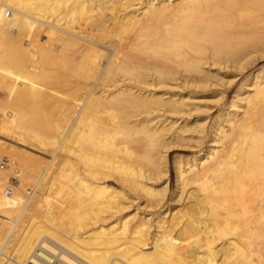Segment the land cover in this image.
Wrapping results in <instances>:
<instances>
[{"label":"bare ground","instance_id":"6f19581e","mask_svg":"<svg viewBox=\"0 0 264 264\" xmlns=\"http://www.w3.org/2000/svg\"><path fill=\"white\" fill-rule=\"evenodd\" d=\"M107 2L121 7L112 21L95 12ZM80 19L99 38L114 23L131 34L115 46L103 44L74 29ZM44 25L55 42L30 46L27 38L25 44L24 37H37ZM63 53L74 60L64 61ZM59 57L68 65L55 66ZM259 57L264 0H0V73L11 68L10 77L20 82L9 80L8 95L0 98V154L19 159L9 157L11 166L0 169V264L32 257L35 264H264V66L246 74ZM58 67H75L96 87L81 84L87 94L80 95L75 117L56 105V116L43 124L31 115L39 89L64 75ZM240 79L209 126V101L222 99ZM159 84L170 88L162 91ZM107 102L126 106L129 114L96 128L97 108ZM134 107L167 116L135 118ZM205 138L208 149L188 157L186 167L180 154L174 157L170 202L178 208L168 204L154 222L144 212L132 215L109 177L161 203L167 190L155 179L168 176L170 151ZM131 143L139 164L113 159L131 156ZM41 151L49 159L33 169ZM77 162L91 167V176L76 175ZM33 172L38 180L26 197L7 191L10 175L17 190ZM68 184L79 190H67ZM88 200L96 215L84 223L80 208Z\"/></svg>","mask_w":264,"mask_h":264},{"label":"rangeland","instance_id":"374dc122","mask_svg":"<svg viewBox=\"0 0 264 264\" xmlns=\"http://www.w3.org/2000/svg\"><path fill=\"white\" fill-rule=\"evenodd\" d=\"M114 6H115V4H113ZM112 7V5L109 3V2H107V4L106 3H104V5L102 4L100 7H101V9L100 10H102L103 12H98L97 11V9L99 8V7H97V9H96V13L98 14V15H100L101 13H104L103 15L105 16V18L108 20V21H112L113 19H114V17L116 16V11H118L119 9V7L118 8H116L118 5H116L115 7ZM121 8V7H120ZM116 9V10H115ZM3 10H5V8L3 9ZM12 14V13H11ZM83 22H85V20H83V19H80V20H78V22H76L75 23V27L76 28H74V29H77L76 31L77 32H79L80 34H82V35H85V36H94L95 34H96V36H97V33H94L93 32V30H92V28H90V27H88V26H90L87 22H85L84 24H83ZM80 24V25H79ZM46 28H45V27ZM43 27V29L41 30V32H40V30H38V31H36V35H37V37L39 38V41H38V38L35 36V35H31L30 37H24V39H23V41H25V44H28V40H26L27 38L29 39V40H32V42H30V46H31V43H33L32 45H40V44H46V45H50L51 46V44L53 43V42H55V41H52L53 39H51V34L48 32V29L50 28V27H48L47 25H44ZM128 26H125V27H121L119 24H117V23H114L113 25H112V28L110 27V29H107V31L108 30H110L109 32H105V33H103V35L105 34V36L104 37H102V38H99V37H96V36H94L93 38H95L98 42H100V43H105V44H107V45H111V46H115L120 40H121V36H123V38H127L126 36H128V35H130L131 34V32L130 31H126V28H127ZM89 28H90V31H89ZM47 29V30H46ZM45 30V31H44ZM81 31V32H80ZM40 32V33H39ZM90 32V33H89ZM93 32V34L94 35H92L91 33ZM99 34V33H98ZM107 34V35H106ZM62 35L63 36H66V34L64 33V32H62ZM102 35V36H103ZM33 36H35V38L33 37ZM99 36V35H98ZM33 38H34V42H33ZM98 38V39H97ZM37 41V42H36ZM82 42V41H81ZM30 46H29V48H30ZM33 47V46H32ZM31 47V48H32ZM30 48V49H31ZM34 48V47H33ZM107 51L109 50V49H106ZM109 53H110V51H109ZM62 54V53H61ZM60 54V57L64 60V61H71V57H72V54H71V56L69 55L70 53H66V55H65V53H63V55H65V56H63V55H61ZM66 56H70V57H66ZM59 57V58H60ZM65 57V58H64ZM57 59L56 61H57V63L56 64H54L55 66L56 65H58L60 68L62 67L61 65H59V62H62L63 60H61V58L60 59ZM102 59H101V62L103 63H105V61H107V58L106 57H104V56H102L101 57ZM72 59H73V57H72ZM74 60V59H73ZM64 61L62 62V64L64 63ZM69 61H68V63H69ZM76 61V60H75ZM166 62V61H165ZM168 62V61H167ZM32 63V62H31ZM169 63H172V62H169ZM61 64V63H60ZM65 64V63H64ZM174 64V63H173ZM68 64L66 63L65 64V66H67ZM64 66V65H63ZM264 66V57L262 58V57H259L258 59H257V61L252 65V67H250V69H249V71L246 73V74H248L250 71H252L253 69H258V68H261V67H263ZM33 68H34V66H32ZM58 67V68H59ZM7 68V69H6ZM42 68V67H41ZM45 68V67H44ZM60 68L58 69V72L59 73H61V74H63V72H65L64 73V75H61V76H63V77H61V76H59V78H55V80L53 81L52 80V82H51V84L49 83L48 84V86L46 85V86H42L40 89H39V103H37V105H36V107H37V113H34L33 115H31L32 116V118H35V115H36V118L41 122V123H43L44 124V122H47L48 120H50V119H53L56 115H55V110L57 109H59V107L61 108H63L62 109V111L64 110L65 111V114L67 113V116L69 117V118H73V116L77 113V110L79 109V108H81V102H79V100H80V95L81 94H83V92H84V94H87V91L85 90V91H83L84 90V87L85 86H87L86 85V83H88V86H87V88L90 90V88H92L93 89V87L95 88L96 87V84L94 83V81H93V79L91 78H87V79H85L78 71H75V69L74 68H72L71 70L68 68L67 70H69V71H61L60 70ZM10 69V70H9ZM8 69V67H5L3 70H6V71H8L7 73H6V71H3L2 70V74L0 73V98H2V99H5L7 96L6 95H8V85H5L6 83L8 84L9 83V80H12V81H10V82H13V81H15V80H17L18 81V83H20L19 82V80L17 79V78H14V76L12 75V77L14 78V80L12 79V77H10L11 76V74L10 73H12L11 71H12V69L11 68H9ZM64 69V68H63ZM66 69V68H65ZM3 72H4V75H3ZM8 73H9V75H8ZM246 75H242V77H241V79H243L244 77H245ZM238 80L233 86H231V88H230V91H228V93H227V95H225L222 99H220L219 98V100H217L218 98L216 97V99L214 98V99H212V101L213 102H210L209 101V105L210 106H212V109H211V107H210V109H209V113H210V115H209V119H208V123H209V126H211V124L213 123V120H214V118H216L217 117V115L220 113V111H221V106L222 105H224L225 104V102H227L228 100H230L231 98H232V96L234 95V93H235V91L237 90V88H238V86L240 85V83H241V81L242 80ZM17 81H15V82H17ZM91 83V84H90ZM94 83V84H93ZM81 84L84 86H82V89H81ZM95 85V86H94ZM93 86V87H92ZM159 86H160V88L162 89V91H165V90H169V89H167V88H170V86H166V88H165V86L164 85H161V84H159ZM159 86L156 88L160 93H162V91H161V89L159 88ZM162 86H164V89H163V87ZM111 87V86H110ZM7 88V89H6ZM111 88H113V87H111ZM7 90V91H4V90ZM149 89H151V87H149ZM7 94H6V93ZM6 96V97H5ZM5 97V98H4ZM215 100V101H214ZM217 101V102H216ZM77 102V103H76ZM116 103V102H115ZM115 103L114 102H107L106 104H104V105H100L98 108H97V110H98V112H96L99 116H98V118L97 119H99V121L101 120L100 118H102V120L101 121H103V123H101V122H99L98 120H97V125H96V128H99V126H101V127H103L104 125V122H108L109 124H110V122L112 121V122H115L116 121V118H118L119 120H124L125 118H126V116L129 114L128 112L130 111V109H128L126 106H124V105H122V104H120L122 107L120 108V109H118L119 107H120V105L118 104H116V106H110V105H108V104H112V105H115ZM77 104V105H76ZM56 105L58 106V108H56V109H54V106L56 107ZM61 105V106H60ZM105 105H106V107H105ZM78 106H79V108H78ZM100 107H101V109H100ZM110 107V108H109ZM116 109H115V108ZM103 108V109H102ZM104 108H105V110H104ZM127 108V109H126ZM139 110H138V109ZM149 108L150 107H148V108H143V107H134L133 108V113L134 114H137L136 115V117L135 118H145V117H147V118H151L152 116H153V114L155 115V117L153 116L152 118H154V120L155 121H157V120H159V118H160V120H162V119H164L166 116L164 115V111L163 110H160V109H151L150 108V110H149ZM8 109L10 110L11 109V107H8L7 108V110H5V111H8ZM143 110H145V111H143ZM154 110V111H153ZM158 110H159V112H158ZM103 111V112H102ZM123 111V112H122ZM125 111V112H124ZM149 111V112H148ZM155 112V113H154ZM126 113V114H125ZM128 113V114H127ZM141 113V114H140ZM146 113V114H145ZM152 113V114H151ZM5 114H4V110H2L1 109V107H0V119H2L3 117H5L4 116ZM150 115V116H149ZM152 115V116H151ZM159 117H158V116ZM125 116V117H124ZM66 117V116H65ZM67 117V119L69 120V118ZM75 117V116H74ZM122 117V118H121ZM158 117V118H157ZM124 118V119H123ZM134 118V117H133ZM109 119V120H108ZM114 119V120H113ZM111 122V123H112ZM99 124H101V125H99ZM67 125V124H66ZM106 125V124H105ZM67 127V126H66ZM65 130H66V128H65ZM63 135H61L60 137H62ZM118 137H120V136H118ZM118 141H120V140H122V138L120 137L119 139L118 138H116ZM115 139V140H116ZM28 141H29V143L31 144V145H36V144H38L39 142L38 141H35V140H30L29 138L27 139ZM74 141H76L73 145H75V146H78V144L81 142V140L79 141V138H78V136L77 137H75V139H73ZM111 140H114V138L112 137L111 138ZM114 140V141H115ZM196 140V139H195ZM195 140H191V143L189 144V145H187L186 147H185V149H180V148H174V149H172L171 151H170V154H169V173H168V176H165V174H162L161 175V177H159L158 179L156 178L155 179V181H156V183L159 185V187H166V190H167V194H166V191H164V194L162 195V197H164V199H163V201H161V203H160V201L158 202H154V200H151V198H150V196H148V195H146V194H144L143 195V190L141 189L140 190V187H139V189H138V186H137V188L135 187V185H130V186H134V188L132 187V190H131V187L130 186H125V187H123L122 186V182H120L119 180V182L120 183H118L117 182V180L113 177V176H110L109 177V183L110 184H112V185H115V186H118L119 187V189L118 190H121L120 192H121V195L122 196H124V197H126V199L125 200H129V202H127V204H128V211L129 212H131L132 213V215H133V213H134V211L135 212H139V213H142L143 214V212L145 213V214H147L148 215V217H150L152 220H153V222L155 221V217L158 215V213L159 212H161L162 210H164L165 209V207L168 205V204H170L171 205V208H178L177 206H179V205H177L178 203L176 202V203H172V202H175V201H173V199H172V197H173V192H174V190H175V188H176V183H177V176H176V169H175V164H174V157H175V155L176 154H180V156L182 157V163H183V165H184V167H186L187 165H186V160H187V158L188 157H193V156H197V155H202L207 149H208V145L210 144V142L208 141V139L207 138H205V139H202V140H200L199 141V143L197 142V144H196V142L194 143V141ZM110 141V140H109ZM197 141V140H196ZM38 142V143H37ZM79 142V143H78ZM116 142V141H115ZM52 145V144H51ZM49 145L48 146V149H47V152L48 153H50V154H52L53 153V149H54V146L52 145ZM195 145V146H194ZM191 146V147H190ZM194 146V147H193ZM131 149L134 151V153H132L131 154V156H129V155H126L125 153L123 154V152H122V156H124L125 158H121V157H118V156H116L115 157V155H114V158H113V156H112V158L113 159H118V160H124V159H127V160H124V161H127L129 164H131V161H132V164H134V165H137V164H139V161H138V159H139V156L137 155L138 153V151H139V149H135V144H134V146H133V143H131ZM110 151L111 152H114V149H110ZM107 152H108V150H107ZM111 152H109V155H111L110 153ZM39 154H41V155H39ZM39 154L37 155L38 157L36 158V160H34V161H32L31 162V167L34 169L38 164H41L42 165V162H43V160H45L44 158H46V154H44L42 151L41 152H39ZM138 156V157H137ZM3 157L5 158V161L7 162L8 160H7V158L6 157H10V159H11V161L12 160H15V162L16 163H18L19 162V159L18 158H16L17 156L16 155H13V154H9L8 152H3V154H0V162H1V160L3 159ZM130 157H131V160H129L130 159ZM185 157H186V159H185ZM46 159H49L48 158V156H47V158ZM39 160H42V161H40L39 162ZM136 160V161H135ZM135 161V162H134ZM39 162V163H38ZM138 162V163H137ZM11 164V163H10ZM10 164H6L5 165V167H2L1 165H0V169L2 170H6V169H8L11 165ZM37 164V165H36ZM45 164V163H44ZM75 168L77 167V172H76V175H81V172L82 173H85V174H87V175H89V176H91V174H92V171H93V169H91V167H89V166H85V165H82V164H78V162L75 164V166H74ZM81 167H83V168H81ZM89 168V169H88ZM82 169H83V171H82ZM38 173L40 172V171H37ZM35 173V172H33V173H31V174H33V175H31V176H34L32 179H31V176L29 177V178H27L26 180H25V182H24V186L21 188V189H14L15 187H14V185H12L13 183H12V177L13 178H16V176L15 175H10V177L8 178V185H6V187H12V189H13V193H16V195L17 196H20V195H26L25 193H27L28 192V190H30L31 189V187H33L34 185H35V183H36V181L38 180L37 178H38V173ZM35 173V174H34ZM37 174V175H36ZM39 175H40V173H39ZM79 175V176H80ZM114 178V179H113ZM37 179V180H36ZM10 180H11V182H10ZM116 180V181H115ZM27 181H28V183H27ZM10 182V183H9ZM166 182H167V186H166ZM74 185V186H73ZM68 184L67 185V190H74V188L76 187V185L77 184ZM68 186H71L70 188L68 187ZM43 187H45V186H43ZM189 186H187V187H185V188H188ZM77 188H78V185H77ZM77 188H75V190H79V189H77ZM134 189H137V190H135V191H133ZM14 191H16V192H14ZM19 191V192H18ZM124 191V192H123ZM133 191V192H132ZM22 192V193H21ZM141 192V193H140ZM125 193H127V195H124ZM84 194V196L85 197H88L89 196V194L87 193V195H86V193L84 192L83 193ZM26 197V196H25ZM24 197V198H25ZM128 197V198H127ZM132 198V199H131ZM145 198V199H144ZM127 200V201H128ZM172 200V202H170ZM144 201H145V203H144ZM85 204H86V206H85ZM85 204L80 208V211H82V212H85V219H84V223H89L91 220H92V218L91 217H93L94 216V214L96 215V211H95V207L93 206V204H92V201L90 202L89 200L87 201V202H85ZM89 204V205H88ZM148 204V205H147ZM174 204V205H173ZM147 205V206H146ZM157 205H158V207H157ZM88 206V207H87ZM137 207V208H136ZM84 210H83V209ZM89 208V209H88ZM88 209V210H87ZM90 210H92L91 212H90ZM88 211V213H86ZM95 212V213H94ZM90 214V215H89ZM93 214V215H92ZM155 216V217H154ZM86 218L88 219V221L86 220ZM154 226H155V223H153V228L152 229H154Z\"/></svg>","mask_w":264,"mask_h":264},{"label":"built area","instance_id":"2783aa9c","mask_svg":"<svg viewBox=\"0 0 264 264\" xmlns=\"http://www.w3.org/2000/svg\"><path fill=\"white\" fill-rule=\"evenodd\" d=\"M7 158V162L5 161V158L3 157V159L1 160V162H0V165L2 166V167H5V165L6 164H8L9 163V161H10V159H9V157H6ZM18 182V180H17V178H12V183L13 184H15V183H17ZM7 191L11 194L12 193V187H8L7 188ZM39 259H40V257L39 256H37ZM20 264H23V263H20ZM24 264H35V258L34 257H32V258H30L26 263H24Z\"/></svg>","mask_w":264,"mask_h":264}]
</instances>
